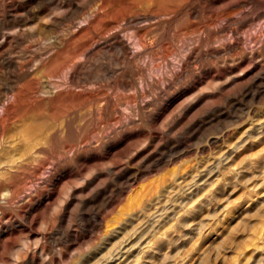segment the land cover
<instances>
[{
	"label": "rangeland",
	"instance_id": "374dc122",
	"mask_svg": "<svg viewBox=\"0 0 264 264\" xmlns=\"http://www.w3.org/2000/svg\"><path fill=\"white\" fill-rule=\"evenodd\" d=\"M0 132V264H264V0H0Z\"/></svg>",
	"mask_w": 264,
	"mask_h": 264
},
{
	"label": "bare ground",
	"instance_id": "6f19581e",
	"mask_svg": "<svg viewBox=\"0 0 264 264\" xmlns=\"http://www.w3.org/2000/svg\"><path fill=\"white\" fill-rule=\"evenodd\" d=\"M224 1V0H223ZM243 3V2H242ZM245 3V2H244ZM241 4V3H240ZM148 15H152L151 13L150 14H148ZM147 16V15H146ZM152 18V17H151ZM145 19V18H144ZM2 37V36H1ZM64 95V94H63ZM70 100H71V97H70ZM69 100V101H70ZM73 101V100H72ZM74 102V101H73ZM4 107V106H3ZM71 107V106H70ZM4 109V108H3ZM65 113V112H64ZM68 115V114H67ZM70 115V114H69ZM4 119H5V116H4ZM62 121V120H61ZM25 123V122H24ZM4 124V123H3ZM2 126V125H1ZM6 126V125H5ZM3 127H1V129H2ZM22 129H23V133H24V135H25V139L27 140V139H30L31 138V136H35L36 134H37V129H36V131H34L32 128H31V126L29 125V124H24V126L22 127ZM7 130V129H6ZM4 132V131H3ZM2 132V133H3ZM1 133V132H0ZM4 134V133H3ZM45 135V134H44ZM3 136V135H2ZM5 136V135H4ZM22 137V136H21ZM47 137V136H46ZM218 138V136H216V137H213V140H215V139H217ZM25 140V141H26ZM38 140V139H37ZM41 140V139H40ZM41 143V142H40ZM27 145H29V144H27ZM74 147V146H73ZM72 147V148H73ZM28 148V147H27ZM70 148V147H69ZM71 149V148H70ZM45 151V149L42 147V146H40L38 143H35V144H32L31 145V147L24 153V155L21 157V160H19V161H27L28 159H30V158H34L35 156V154L36 155H39L40 156V153H43ZM68 152V151H67ZM45 153V152H44ZM43 153V154H44ZM70 153V152H69ZM68 157V156H67ZM40 158H42L41 156H40ZM40 158H39V160H40ZM69 158L70 159H72V160H76V158H75V154L73 153L72 154V156H69ZM8 159V158H7ZM37 158H35V160H36ZM4 160H6V159H3V161ZM1 161L2 160H0V163H1ZM37 161V160H36ZM18 162V160L16 161V160H11V161H9L8 163H6L7 164V169H10L11 167H12V169H13V167L15 166V164ZM33 162V161H32ZM34 163H36L35 161H34ZM18 164H19V162H18ZM20 164H22L21 162H20ZM19 164V165H20ZM24 165V164H23ZM26 165V164H25ZM5 166V165H4ZM20 166H22V165H20ZM19 166V167H20ZM19 167H18V169H19ZM15 168V167H14ZM0 170H2V169H0ZM6 171V170H5ZM16 171V170H15ZM0 172H3V170L2 171H0ZM7 172V171H6ZM9 174V173H8ZM5 176V175H4ZM9 176V175H8ZM10 177V176H9ZM8 177V178H9ZM12 177V176H11ZM6 178H7V176H6ZM1 179H2V177H1ZM3 182V181H2ZM87 187V186H86ZM9 188H12V187H9ZM161 208H162V206H161ZM157 211V210H156ZM159 212V211H158ZM155 217V216H154ZM154 220V219H153ZM152 220V221H153ZM137 234V233H136ZM135 238V237H134ZM122 253V252H121ZM120 253V254H121ZM124 253V252H123ZM126 253V252H125ZM118 255V254H117ZM116 255V256H117ZM122 255V254H121ZM120 259V258H119ZM28 260H29V258H28ZM32 260V259H31Z\"/></svg>",
	"mask_w": 264,
	"mask_h": 264
}]
</instances>
